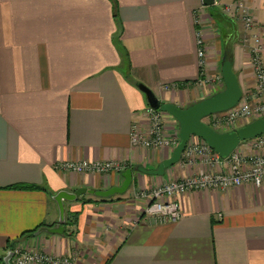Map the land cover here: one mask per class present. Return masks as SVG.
Listing matches in <instances>:
<instances>
[{"label":"crops","instance_id":"crops-1","mask_svg":"<svg viewBox=\"0 0 264 264\" xmlns=\"http://www.w3.org/2000/svg\"><path fill=\"white\" fill-rule=\"evenodd\" d=\"M235 3L264 45V0H0V264H14L18 246L71 264H264V185L191 191L181 220L166 224L148 219L138 197L210 171L182 157L164 176L141 172L175 149L133 144L135 132L149 137L138 85L184 109L219 92L207 82L232 55L243 93L255 89L250 32L223 14ZM165 130L177 139L172 115ZM111 161L124 170L65 169ZM61 206L65 236L36 235L60 223Z\"/></svg>","mask_w":264,"mask_h":264},{"label":"built area","instance_id":"built-area-1","mask_svg":"<svg viewBox=\"0 0 264 264\" xmlns=\"http://www.w3.org/2000/svg\"><path fill=\"white\" fill-rule=\"evenodd\" d=\"M225 14L230 17H239L238 19L243 21L245 30L250 32L248 34L249 40L252 41L250 48L251 66L256 79V87L253 91L243 93L237 107L228 112L213 115L208 119L226 114L224 121L227 124L232 126L238 122L249 124L257 119L264 118V45L262 38L253 33L256 23L250 11L242 3L226 6ZM197 22L200 23V21ZM196 36L199 61L203 72L206 61L205 39L202 32H199ZM210 82L211 80L207 82V85ZM166 115L160 110H155L150 106L147 107L144 119L149 126V137H140L135 132L133 144L147 149L151 147H172V149H176L180 143L179 131L177 139L167 136L165 130ZM207 124L220 133L236 130L233 128V130L229 129L223 132L217 128L216 124ZM244 143H248L249 148L253 151L251 154H244L240 149L241 144L228 158L223 159L204 141L198 145L189 142L182 157H185V160H190L191 165L196 163L194 159H198L203 165L209 167L210 171L189 176L182 180H171L152 191L140 192L139 199L147 201L146 217L162 224L178 222L183 217L180 199L191 191L211 189L226 191L249 184L261 188L264 185V135ZM65 169L77 173L108 174L113 171L121 172L124 167L111 161L70 164L66 165ZM12 252L14 254V264H71L68 259L53 258L37 252L32 253L21 246L16 247Z\"/></svg>","mask_w":264,"mask_h":264},{"label":"water","instance_id":"water-1","mask_svg":"<svg viewBox=\"0 0 264 264\" xmlns=\"http://www.w3.org/2000/svg\"><path fill=\"white\" fill-rule=\"evenodd\" d=\"M219 0H203L205 7H214ZM222 63V75L224 80V89L213 94L204 100L197 102L187 108H179L174 104H163L157 99L155 94L145 85H138L139 90L145 94L149 106L155 110H160L172 117L179 125L180 143L173 152L169 160L163 162L157 171H147L140 169L142 173L153 176H164L166 171L178 164L187 148L192 137L202 139L212 148L221 158H228L242 143L256 139L264 135V118L257 119L243 127L227 133H220L214 130L206 123V120L216 114L228 112L240 103L243 91L241 89L237 75L233 69V63L224 57ZM86 193L85 190L77 192L76 197ZM60 223L52 227H43L35 234L43 233L65 236L66 234V219L65 209L61 206ZM14 256L10 254L11 258Z\"/></svg>","mask_w":264,"mask_h":264},{"label":"rangeland","instance_id":"rangeland-1","mask_svg":"<svg viewBox=\"0 0 264 264\" xmlns=\"http://www.w3.org/2000/svg\"><path fill=\"white\" fill-rule=\"evenodd\" d=\"M223 14L226 16V17H230V16H227L225 14V12L223 11ZM239 17H235L236 20H238L237 22H239L241 25L244 26L243 24V21H241L240 19H238ZM224 80H223V77L221 74L217 73V75L215 76H212L211 77V82L208 84L209 87H211V90L210 91H221L224 89ZM213 95V94H212ZM210 95V96H212ZM221 118H224V119H221ZM226 118V114H221L219 115L218 117H215V118H210L207 120V123H210V124H216L217 128L221 131H228L229 129L230 130H233V128L237 129V128H240V127H243L245 125H247V123L245 122H238L236 123L234 126L230 125V124H227L224 120ZM218 120H219V123H218ZM232 126V127H231ZM14 250V249H13Z\"/></svg>","mask_w":264,"mask_h":264},{"label":"trees","instance_id":"trees-1","mask_svg":"<svg viewBox=\"0 0 264 264\" xmlns=\"http://www.w3.org/2000/svg\"><path fill=\"white\" fill-rule=\"evenodd\" d=\"M228 58H229V60L232 62V60H233V58H232V55H229V57H228ZM221 91H222V90H221ZM23 188H24V187H23ZM25 189H32V190H36V189H37V187H31V186H30V187H25V188H24V190H25ZM35 232H37V231H35ZM35 232H33V233H35Z\"/></svg>","mask_w":264,"mask_h":264}]
</instances>
